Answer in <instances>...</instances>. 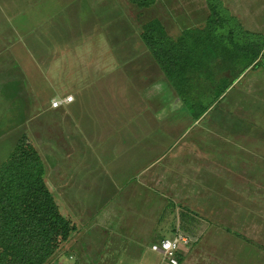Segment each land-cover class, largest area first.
Wrapping results in <instances>:
<instances>
[{"label": "rangeland", "instance_id": "374dc122", "mask_svg": "<svg viewBox=\"0 0 264 264\" xmlns=\"http://www.w3.org/2000/svg\"><path fill=\"white\" fill-rule=\"evenodd\" d=\"M159 1L140 10L129 0H0V166L25 136L43 161L44 182L60 214L76 227L46 264H108L112 260L113 264H136L123 252H117V258L108 257L117 250L112 246L103 251L108 243L91 228L90 220L113 193H109V186L93 185L96 178L103 181L95 162H79L88 159L84 145L78 140V146L67 145L71 137L64 123L67 112L51 110L54 99L41 100L52 94L48 74L64 66H59L60 59L68 61L66 56L75 53V59L85 66L89 48L97 42L102 44L100 37L111 54L122 57L120 68L124 65L134 81L147 68L151 92L161 93L160 85L166 80L141 44L143 25L159 20L166 35L177 39L184 29L204 28L209 9L203 1L179 2V11L184 12L178 15L188 9L198 14L197 19L186 21L173 16ZM50 9L56 11L47 17ZM5 13L16 17L6 18ZM259 32L261 44L264 32ZM34 40L37 49L31 45ZM130 52L136 60L126 61ZM110 66L106 63V68ZM222 67L216 63L211 69L215 80L224 77L231 81L238 74L235 69L221 73ZM112 70L114 67L106 73ZM58 77L50 78L58 94L71 93L69 78ZM145 83H133L136 87L124 104L143 105L139 93ZM216 83L196 77L194 95L211 102ZM32 90L37 91V97H32ZM168 96L172 103L175 97L169 86ZM166 124L165 129L161 124L156 129L154 118L145 132L170 144L174 141L173 147L151 173L141 177L160 191L153 196H158L154 203L157 210L163 209L162 223L191 242L195 233L199 240L195 244H202L230 264H264V70H246L196 123L184 110H171ZM71 186L77 188L71 190ZM100 189L108 192L100 194ZM183 213L185 220L180 218ZM185 223L188 227L183 226ZM160 259L151 261L164 264Z\"/></svg>", "mask_w": 264, "mask_h": 264}, {"label": "crops", "instance_id": "0c3cea01", "mask_svg": "<svg viewBox=\"0 0 264 264\" xmlns=\"http://www.w3.org/2000/svg\"><path fill=\"white\" fill-rule=\"evenodd\" d=\"M190 1H193L194 4L201 1L206 2V0H160L159 3L173 16L177 15L179 19L187 21L193 17L197 19L198 14L195 9H188L189 13L178 15V13L184 12L179 11V2L185 4ZM218 1L228 15L238 22L242 31L256 36L260 34L259 31L264 32V29L261 28V22L264 25V20L261 21L264 18V0ZM54 11L56 10H48L50 13L47 17L50 14L54 15ZM5 17L14 18L16 16L11 17L5 13ZM16 32L18 34V30ZM22 33L24 36L25 32ZM36 42L37 40H34L31 43L33 48L37 47ZM100 42L102 44L97 42L93 47L88 46L90 47L89 57L85 66L75 59V53L66 56V59L71 63L61 58L59 66L61 63L64 66L59 68V72L57 69H51L53 71L48 75L53 80L58 75V78H69L74 85L71 86L73 90L71 93L65 91L58 94V89L49 78L48 86L52 94L48 93L41 101L73 97L71 103L58 109L67 112L64 123L71 136L67 145L78 146V141L79 144L84 145L88 159L84 160L81 157L83 161L79 162H95V167L100 170L103 181L96 178L93 185L109 186V193H113L112 196L106 198L104 207L99 209L95 217L90 220L91 228L98 231L103 241L108 243L103 251L106 250V246H112L117 250L109 253L108 257L111 259L117 258V252H123L136 264H153L151 259L162 258L151 250L153 244L155 245L175 233L171 232L168 223H162L160 215L163 214V209L157 210L154 205L158 196H153V194H160V191L154 190L152 185L143 182L141 177L145 178L147 174L151 173L152 168L167 156L174 141L170 144L169 140L150 137L145 131L149 129L148 125L154 118L157 122L156 129L160 128L159 124L164 128L163 123H167V115L171 110L172 113H183L182 104L178 105L180 102L176 98H173V102L170 103L172 99L168 96L167 81L165 85L161 83L159 90L161 93L151 92L150 73L145 74L148 73L147 68H143L142 72L135 76L134 81L132 76L123 69L124 65L120 68L121 62H124L122 57L115 56L114 53L111 54L101 37ZM41 47L39 46V48ZM133 56L134 52H130L126 61L136 60L134 59L136 55ZM108 62L111 66L106 68ZM112 67H114V71L107 74V70L109 71ZM138 75H140V80H138ZM63 81L65 82L64 79ZM77 82L81 84L79 87L75 86ZM143 82L146 83L143 89L140 88L139 95L141 94L144 104L140 106L124 104V102H128L129 96H132L133 89L136 87L133 83L140 85ZM63 89L66 88L63 87ZM169 90H171L170 86ZM33 91L32 97H37V91ZM158 105L159 108H157ZM168 126L169 123L165 125L166 128ZM72 139L76 142H71ZM69 159L73 161L72 157ZM77 187L71 186V190L77 188L81 191V185ZM104 191L100 189L98 193L101 194ZM180 222L183 223V221ZM183 226L188 227L186 223ZM192 237V242L187 237L189 243H192V247L187 248L190 245L188 244L179 251L178 259L181 263L230 264L201 246L202 244H195L199 241L195 233ZM162 262L167 264L163 258ZM109 263L113 264V260Z\"/></svg>", "mask_w": 264, "mask_h": 264}, {"label": "trees", "instance_id": "16d2710c", "mask_svg": "<svg viewBox=\"0 0 264 264\" xmlns=\"http://www.w3.org/2000/svg\"><path fill=\"white\" fill-rule=\"evenodd\" d=\"M129 2L141 10L152 7L156 0ZM206 4L209 15L202 29L186 30L171 39L161 22L153 19L143 25L140 35L141 43L193 124L246 70H264V42L259 44L258 36L242 31L218 0H206ZM216 63L223 66L221 73L235 69L238 74L231 81L224 77L215 80L211 69ZM200 76L217 82L209 103L194 95V83ZM44 174L38 152L22 136L0 166V264H46L76 231L60 214ZM186 217L180 215L183 220Z\"/></svg>", "mask_w": 264, "mask_h": 264}, {"label": "built area", "instance_id": "2783aa9c", "mask_svg": "<svg viewBox=\"0 0 264 264\" xmlns=\"http://www.w3.org/2000/svg\"><path fill=\"white\" fill-rule=\"evenodd\" d=\"M73 101L72 96L58 98L51 101V109H59ZM189 244L187 237L176 233L167 239L151 247V250L160 255L167 264H182L178 259V253L182 247Z\"/></svg>", "mask_w": 264, "mask_h": 264}]
</instances>
